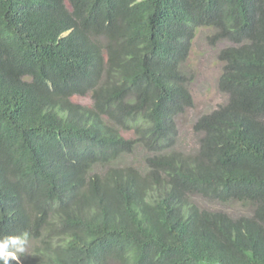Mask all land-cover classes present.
<instances>
[{
  "label": "trees",
  "instance_id": "16d2710c",
  "mask_svg": "<svg viewBox=\"0 0 264 264\" xmlns=\"http://www.w3.org/2000/svg\"><path fill=\"white\" fill-rule=\"evenodd\" d=\"M198 27L227 101L185 153ZM24 236L19 264H264V0H0V245Z\"/></svg>",
  "mask_w": 264,
  "mask_h": 264
},
{
  "label": "rangeland",
  "instance_id": "374dc122",
  "mask_svg": "<svg viewBox=\"0 0 264 264\" xmlns=\"http://www.w3.org/2000/svg\"><path fill=\"white\" fill-rule=\"evenodd\" d=\"M214 30L211 27H198L191 41L190 50L185 58L182 69L187 73L188 89L192 96V105L186 108L175 118L177 134L174 137L171 150L194 153L200 145L202 133L195 131L194 123L203 114L218 108L227 101V94L218 90L217 82L221 75L223 62L219 60V52L227 47L228 41L209 42ZM87 105L91 103L89 96L77 98ZM141 149H135L123 155L120 159L122 166H134L142 174L148 169L146 155ZM193 201L207 209L223 211L227 215L237 216L248 214L247 208L240 205L220 204L208 201L200 196L192 198Z\"/></svg>",
  "mask_w": 264,
  "mask_h": 264
},
{
  "label": "clouds",
  "instance_id": "9594fccd",
  "mask_svg": "<svg viewBox=\"0 0 264 264\" xmlns=\"http://www.w3.org/2000/svg\"><path fill=\"white\" fill-rule=\"evenodd\" d=\"M21 244L17 247H15L14 250H10V248H6L3 245H0V260L4 261V264H8L9 259L16 260L17 264H19V254H23L25 251L24 244H28V241L26 242V236L20 237Z\"/></svg>",
  "mask_w": 264,
  "mask_h": 264
}]
</instances>
